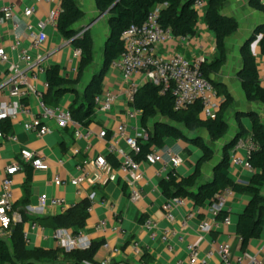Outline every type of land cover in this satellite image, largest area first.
<instances>
[{
    "label": "crops",
    "instance_id": "0c3cea01",
    "mask_svg": "<svg viewBox=\"0 0 264 264\" xmlns=\"http://www.w3.org/2000/svg\"><path fill=\"white\" fill-rule=\"evenodd\" d=\"M77 1L85 14L84 18L77 24V28L89 29L93 34L95 43V61L83 73L81 81L77 85L79 92L83 93L93 75L100 71L102 67L103 51L110 33V25L109 15L98 10L96 0ZM6 4L14 6L16 17L21 26L19 29H14L11 24L0 26L1 41L7 46L16 40H21L22 46L28 48L30 40L26 33V24L32 22L37 26L41 20L47 18L51 11L61 9L62 0H42L41 2L36 0H0V9ZM30 6L35 7L36 12L28 19L24 16V10ZM223 13L234 16L239 21L238 31L227 40L228 61L217 76L218 82L232 95L233 102L226 111L225 118L229 129L222 139L212 141L206 129L188 132L190 137H202L214 151L212 160L205 162L202 166L198 185L213 179L215 169L223 159L225 145L236 137L241 128L245 131L247 137L250 136L253 123L248 115L249 112L257 113L264 123V103L247 99L238 76L242 67L240 53L242 45L250 38L258 25L264 24V13L253 9L249 4V0H228ZM46 32L49 39L40 52L48 55L47 66L59 65L63 76L76 78L80 63L76 65L77 60L73 58L74 46L61 36L57 26H48ZM256 46L258 51L256 52L255 47L253 52L257 58L261 77L264 75V55L261 53L258 44ZM159 52L162 54L179 52L188 59L204 55L207 61H211L215 58L217 52L215 35L201 21L197 33L192 39L187 42L173 40L161 46ZM33 53L37 54L36 52ZM16 59V53H12L11 64L15 63ZM72 59L73 61H71ZM76 66L77 70H75ZM4 69L5 67L0 66V71ZM45 80H47V76L41 78L40 84L42 85ZM133 81L139 86L143 85L145 83L143 74H137ZM103 85L104 89H109L118 98L109 112H96L94 121L87 127L82 126L83 133H91L88 139L76 138L72 128L62 127L53 120L48 122V125L53 129V133L39 137L23 127L22 122L29 120V118L22 115L19 122L13 123V131L16 133L18 140L16 142H4L0 148V194L5 168L20 160L21 150L27 148L43 154L50 163L48 171L32 168L29 179L28 169L31 166L21 162V169L15 176L14 210L22 216V219L26 218L21 225L22 232L28 233L29 237L28 241L25 240L26 248L61 249L53 237L55 228L51 225L44 226L36 222L35 219L57 217L69 208L86 200L88 194L92 192L95 195L94 209L88 214L85 225L64 229L73 234L77 231L87 236L92 243L100 244L95 256L98 264H144L142 260L144 254L150 256L149 264H190L186 244L174 240V250L170 251L161 240L151 239L150 231L144 224L146 220L154 219L159 221L162 227L179 228L182 220L192 211L197 212V217L190 220L185 234L188 242L200 248L202 257L210 250L216 252L220 244L229 243L234 257L233 264H239L238 259L244 255H257L264 264V233L261 238L253 239L246 248L242 247V239L237 233L239 214L244 211L250 200L249 196L238 193L232 195L228 199L225 209L231 212L233 223L228 226H221V228L210 233H204L200 231L199 224L202 219L212 216L211 205L199 207L192 200L187 199L184 206L175 209L176 219L174 222H169L165 217L162 205L167 198L164 196L161 187L162 179L155 175L160 166L159 164L154 166L148 163L142 164L146 179L141 185L142 198L134 202L130 198L129 185L116 168L108 166L101 169L94 163L98 157H104L107 160L110 154L107 150L106 140L99 136L101 130L111 131L120 123H126L130 127L137 128L138 133L143 131L141 115L136 120L128 117L127 108L129 106L125 95L128 84L124 81L122 74L119 71L109 70L105 75ZM223 98V96H220V104ZM74 100L75 94L67 93L62 97L60 105L69 108ZM29 103L35 111H38L36 98L31 97ZM219 110L220 108L215 114ZM201 116L203 117L202 112ZM153 125L154 122H151L150 128H153ZM132 131L136 132L135 130ZM154 149L159 152L172 149L181 156L185 154L186 160L182 157L184 162L177 169L182 177H187L195 171L197 161L201 157L200 149L181 140L166 139L163 148L154 147ZM75 150L79 152L76 154ZM237 154L246 158L248 151L241 148L237 151ZM79 165L84 166L85 172L78 169ZM254 172V170H249L240 165L229 163L228 166L229 177L239 184H248ZM56 175H60L63 180L67 181V184L56 186L54 183ZM79 176H84L82 186H80L83 189L81 195L77 194V188L69 183L72 178ZM42 195L64 199L67 207L47 205L42 208L39 205V198ZM100 222L106 223V230L97 228ZM32 223H37L38 227L33 228ZM15 224L17 223H13L12 226ZM11 229L4 238L13 251L16 243ZM134 241L139 242L141 245L142 252L139 255L132 249ZM115 249L118 251L116 252ZM59 259L66 264L72 263L69 258H65L62 254ZM209 264L224 263L215 253L209 260Z\"/></svg>",
    "mask_w": 264,
    "mask_h": 264
},
{
    "label": "trees",
    "instance_id": "16d2710c",
    "mask_svg": "<svg viewBox=\"0 0 264 264\" xmlns=\"http://www.w3.org/2000/svg\"><path fill=\"white\" fill-rule=\"evenodd\" d=\"M197 0H96L97 8L101 13L109 15L110 33L104 46L103 64L87 84L83 93L77 89L83 73L94 63L95 50L92 32L87 29L77 28V24L84 18V11L77 0H62V11L57 22V29L61 36L71 44L80 48L82 57L76 78L65 77L61 73V67L52 64L47 68L46 76L49 88L45 93V100L49 105L58 106L62 97L67 93H74L75 100L69 110L72 118L82 126H89L94 121L96 114L95 97L103 92L104 78L109 71L111 63L125 50L122 40L123 33L133 24H143L150 12L160 8L159 23L164 28H170L175 36H195L199 23L202 21L208 30L215 35L216 56L211 61L202 64V72L205 78L213 83L219 96H223L220 110L215 116L205 119L201 116L202 106L196 102L186 109L176 110L174 99L170 92L162 93L160 86L146 81L139 86L135 93L131 106L141 112V123L148 130L150 136L147 142L139 140L141 151L134 155L137 161L143 160L153 151L154 147L163 148L166 139L181 140L201 150V157L197 161L195 171L182 177L177 171L170 174L168 180L161 181L163 194L167 199L181 197L192 200L196 206L206 207L213 205L218 200V195L226 188H232L235 193L245 194L250 197L244 211L239 214L237 233L242 239V247L246 248L253 239H259L264 233V123L255 112H249L253 128L249 134L257 144V149L249 155V162L255 171L248 184H239L232 180L228 174L230 163V151L246 133L242 128L236 137L224 147V156L221 164L215 169L214 177L198 185L202 166L212 160L214 151L202 137H190L189 131L206 129L212 141L222 139L228 129L225 115L233 102L229 91L217 80L222 68L228 61L227 40L239 29V21L234 16L223 13L228 0H203L204 14L201 16L194 4ZM250 6L264 13V0H249ZM112 8V9H111ZM261 53L264 55V24L258 25L254 33L244 42L241 48L242 67L239 79L248 100L264 103V85L260 81V73L257 58L252 50V44L258 40ZM154 122L153 128L150 123ZM13 129V122L4 119L0 122V130L8 133ZM108 163L118 168L120 162L114 154L107 157ZM28 178L32 172V166L28 169ZM88 199L69 208L63 214L47 218L35 219L44 226H53L55 230L68 227H82L88 217ZM230 214L222 210L218 218L224 219ZM26 220V218L23 219ZM23 223L11 226L15 246L11 250L7 240L0 238V264H66L60 260L62 254L69 258L70 264H98L95 256L100 247L98 243H91L88 249H76L72 251L44 250L42 248L28 249L25 246L24 233L21 230ZM76 233H78L76 231ZM75 233V234H76ZM144 264H149L150 256H142Z\"/></svg>",
    "mask_w": 264,
    "mask_h": 264
},
{
    "label": "built area",
    "instance_id": "2783aa9c",
    "mask_svg": "<svg viewBox=\"0 0 264 264\" xmlns=\"http://www.w3.org/2000/svg\"><path fill=\"white\" fill-rule=\"evenodd\" d=\"M36 1L41 2L42 0ZM204 5L203 0H197L194 4V8L198 10L201 16L204 14ZM61 11L62 7L51 11L47 18L41 20L37 26L32 22L26 24V33L30 40L28 48L22 46L21 40H16L7 46L4 45L0 33V66L5 67L3 71H0V122L4 119H10L13 123L19 122L20 116H26L29 120L22 122L23 127L39 137H44L53 133V129L48 125V122L53 120L62 127L72 128L76 138L88 139L91 133L82 132V125L72 118L69 108L60 104L52 106L46 102L45 93L49 88L48 81L45 80L42 85L40 84V77L46 76L48 68V55L40 52L49 39L46 29L50 25L57 26ZM35 12V7H27L24 10V16L29 19ZM159 16L160 8H155L143 24H133L123 33L122 40L125 44V50L111 63L109 68V70L119 71L128 84V88L125 90L126 101L129 106L127 108L128 117L136 120L141 115L139 110L131 106L139 88V85L133 80L139 73L143 74L145 82H152L160 86L163 94L170 92L176 110L186 109L196 102H200L203 117L207 119L213 117L220 106V96L213 83L203 75L202 64L206 61L205 56L198 55L194 59H188L179 52L160 53L159 48L161 46L173 40L187 42L194 36H175L170 28H164L160 25ZM6 24H11L14 29H19L21 26L12 4H6L0 9V26ZM68 42L71 44L70 41ZM12 53H16L17 59L15 63L11 64ZM81 57V49L73 47V58L77 60L76 65L80 63ZM75 70H77V66ZM260 81L264 85V75L260 77ZM31 97L36 98L38 111H35L30 105ZM117 98V95L109 89H103V92L95 97L96 112H109ZM99 136L106 140L108 152L118 158L120 165L116 169L124 176L129 185L130 198L134 202L142 198L141 185L146 179L142 168L143 163L152 166L159 164L156 177L168 180L170 174L176 172L184 162L182 156L172 149L166 152H159L154 149L143 160L137 161L134 155L141 151L139 140L147 142L150 136L148 130L144 128L141 133H138L137 128L130 127L126 123H120L111 131L101 130ZM17 140V135L13 129L8 133L0 130V148L4 142H16ZM241 148L247 149L248 156L246 158L237 154ZM256 149L257 144L252 136L239 139L230 151V163L253 170L248 158L251 152ZM78 152L75 150L76 154ZM21 162L29 164L35 170L48 171L50 169V163L46 156L27 148L21 150L19 161L6 166L0 194V238L5 237L13 223L23 221L22 216L14 210L15 176L21 169ZM94 163L101 169L111 166L104 157H98ZM78 169L85 172L84 166L79 165ZM83 179L84 176H79L69 181L71 185L77 188L79 195L83 193V189L80 187ZM54 183L56 186H62L67 184V181L63 180L60 175H56ZM234 194L233 189L229 187L218 195L217 202L212 205V216L200 221L199 229L201 232L210 233L221 228V226H228L233 223L230 211H228L230 214L224 219H219L218 215L222 210H226L228 199ZM87 199L90 201L87 209L90 213L94 209L95 195L90 192ZM186 200L176 197L167 199L163 203L162 210L169 222L175 221V209L184 206ZM39 205L42 208L47 205L67 207L64 199L55 196L48 197L47 195H42L39 198ZM196 217L197 212H190L182 220L179 228L162 227L160 222L154 219L146 220L144 225L150 231L151 239L161 240L170 251L174 250V240L186 244L190 264H209V260L215 253L218 254L224 264H233L234 257L229 243L220 244L216 252L210 250L202 257L200 248L188 242L185 232L190 220ZM32 227L36 228L38 224L32 223ZM97 228L106 230V223L100 222ZM24 237L28 241V233L25 232ZM53 237L58 246L65 251L88 249L92 243L87 236L81 233H70L64 228L54 230ZM132 249L137 255L142 252L141 245L137 241L132 243ZM115 251L118 250L115 249ZM238 260L239 264H262V260L257 255H244Z\"/></svg>",
    "mask_w": 264,
    "mask_h": 264
},
{
    "label": "water",
    "instance_id": "95a60500",
    "mask_svg": "<svg viewBox=\"0 0 264 264\" xmlns=\"http://www.w3.org/2000/svg\"><path fill=\"white\" fill-rule=\"evenodd\" d=\"M112 9V8H111ZM103 14H108V11L107 12H104ZM249 39V38H248ZM247 39V40H248ZM261 39V36H259V38H258V40L257 41H255L253 44H252V50L254 51V49H255V47H256V45L258 44V42H259V40Z\"/></svg>",
    "mask_w": 264,
    "mask_h": 264
},
{
    "label": "rangeland",
    "instance_id": "374dc122",
    "mask_svg": "<svg viewBox=\"0 0 264 264\" xmlns=\"http://www.w3.org/2000/svg\"><path fill=\"white\" fill-rule=\"evenodd\" d=\"M253 49V48H252ZM258 51V48H257V46H256V52ZM43 76H41L40 78H42ZM182 157L186 160V156H185V154H182Z\"/></svg>",
    "mask_w": 264,
    "mask_h": 264
}]
</instances>
